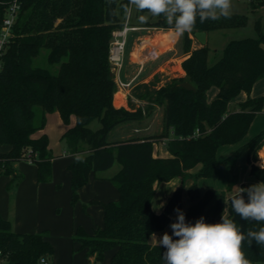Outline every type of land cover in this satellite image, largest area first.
I'll list each match as a JSON object with an SVG mask.
<instances>
[{"label": "trees", "instance_id": "trees-1", "mask_svg": "<svg viewBox=\"0 0 264 264\" xmlns=\"http://www.w3.org/2000/svg\"><path fill=\"white\" fill-rule=\"evenodd\" d=\"M11 1L0 0V30ZM18 2L20 7L1 55L0 69V144L11 147L0 156V174L11 176L8 190L14 191L23 177L16 171L15 163L28 157L37 166L38 182L51 179L54 155L48 137L32 135L44 128L46 113L57 111L66 125L72 115L75 117L74 125L60 137L67 151L74 155L68 165L72 203L77 201L78 189L91 174L108 170L115 162L120 164L109 178L118 191V199L96 201L103 206L102 226L93 233L77 227L72 237L80 249H87L94 264L101 262L109 250L113 251L110 264H163L166 249L152 244L150 236L169 224V215L177 214V208L182 210V189H175L163 210L155 213L151 205L155 185L176 176L183 178L189 170L196 171L187 190L191 205L182 210L186 222L194 224L203 217L206 223L214 224L220 223L223 215L231 218L227 202L231 185L212 203L213 190L202 193L197 179L215 177L217 168L230 161L217 159L218 148L240 143L262 110L264 95L249 96L253 84L264 77V33L260 23L255 26L257 37L230 40L221 58L210 66L206 44L192 49L188 32L183 33V50L188 53L181 63L185 75L172 77L158 88L140 83L132 89L134 97L163 106V131L113 140L112 132L147 114L146 108L116 107L113 103L116 84L108 60L109 46L112 31L123 25L130 0ZM249 3L252 9L264 6V0ZM243 22L237 14L203 23L197 17L190 32L237 27ZM145 23L173 28L164 16ZM42 48L48 50V63L58 64L55 73L32 66ZM183 81L190 82L195 90L180 86ZM212 86L218 91L208 102L207 91ZM242 91L248 95L246 100L238 104L237 111L228 110L229 102ZM36 107L41 109L38 119ZM95 120L100 125L93 129L91 123ZM196 130L200 134L190 137ZM166 137H170L166 143L172 155L156 156L154 142ZM263 144L264 129L239 145L232 156L246 151L250 174L261 183L264 166L255 161ZM241 188L246 189L244 184ZM261 227L264 222L247 220L244 233L259 231ZM45 236V232H15L10 221L0 214V258L7 264H41V259L50 264L54 248ZM242 251L251 264H264V245L245 240Z\"/></svg>", "mask_w": 264, "mask_h": 264}, {"label": "crops", "instance_id": "crops-1", "mask_svg": "<svg viewBox=\"0 0 264 264\" xmlns=\"http://www.w3.org/2000/svg\"><path fill=\"white\" fill-rule=\"evenodd\" d=\"M137 20V22L131 24L134 29L129 31L131 35L127 36L124 63L119 72V80L124 83L131 81V84L128 88H119L116 84L113 103L116 107L123 106L130 108L133 106L134 108L141 107L143 110L146 108L147 114L140 121L118 128L113 132L115 133L113 137H110L113 140L129 137H145L161 133L163 131V106L134 97L132 95V89L140 83H146L158 88L172 77H182L185 75L181 63L188 56V53L183 50L182 35H175L173 28L146 25L145 22H152L155 19H147L143 22L139 18ZM188 34L192 40V49L205 44L207 45L208 32H205L204 44H201L193 36V33L188 32ZM210 91L212 89L207 91L208 102L213 98L211 97L209 99ZM217 91L218 89L216 88L212 96ZM261 92L264 94V77L253 84L249 96L252 98L259 97ZM117 97L119 98L116 99ZM247 97L246 92H240L236 107L230 111H237L238 104L245 101ZM74 123L75 117L73 115L70 117V123L66 125L63 123L57 111L46 113L44 128L37 130L32 135L37 138L42 134H46L48 137L49 148L54 155L51 161V180L48 183L38 182L37 166L28 160H20L15 163L16 171L21 173L23 177L14 191H7L5 188L11 176L6 174L5 176H0L1 216L10 221L12 229L15 232H45V239L49 241L53 248L55 247L50 264H94L93 257L86 254L87 249L75 250V247H78L79 244L73 242L72 237L75 229L82 226L76 227L73 225L71 227L69 226V221V224L67 222L56 223L55 220L61 218L62 214H54V208L60 205H64V209H67L68 201L71 199V172L68 170V165L74 159V155L66 149L64 150V147L55 149L56 141L53 138L57 137V140L58 138L60 139L66 129L73 126ZM263 129L264 127L261 130ZM169 139L170 137H166L154 142V154L156 156L166 157L172 155L166 144ZM10 149V145L0 144V156L8 153ZM248 166L249 175L255 179L253 183L260 184L261 182L250 174V164ZM195 171L189 170L191 173ZM112 175L98 177L97 175L91 174L88 182L78 189V199L80 196L81 199L89 203L87 208L92 214L89 224H82V228L88 233H93L97 227H101L103 224V206L96 203V201L108 202L118 199V191L109 180ZM56 184H59L61 190L58 191L55 189ZM242 184H244L246 189L251 187L246 182H240L237 187H231L230 192H227V197L240 191ZM171 194L169 193L167 198H164L160 202L161 206L159 209H154L152 199L151 205L155 213L162 211V206H165ZM45 202H49V205H45ZM77 203L78 200L72 205L74 210ZM190 205V200L186 204L182 202V210H187ZM172 215H169L170 222L164 229L156 231L150 236V242L152 244H157L156 240L161 239L164 233L169 234L170 225L177 218L176 213H174V216ZM47 231L51 233L49 234ZM112 253L113 251L109 252L106 264L110 263Z\"/></svg>", "mask_w": 264, "mask_h": 264}, {"label": "clouds", "instance_id": "clouds-1", "mask_svg": "<svg viewBox=\"0 0 264 264\" xmlns=\"http://www.w3.org/2000/svg\"><path fill=\"white\" fill-rule=\"evenodd\" d=\"M130 4L138 12L164 16L177 36L190 32L197 17L201 23L229 17L232 6L231 0H130ZM139 19L143 22L147 17L141 15ZM245 191L247 201L241 195ZM230 200L234 211L243 219L264 222V183L240 189ZM175 211L177 219L170 225L172 235L164 233L156 240L158 246L166 249L163 264H251L242 251L245 240L264 245V227L245 234L232 218L224 215L220 223H206L201 217L191 224L186 222L182 210Z\"/></svg>", "mask_w": 264, "mask_h": 264}, {"label": "rangeland", "instance_id": "rangeland-1", "mask_svg": "<svg viewBox=\"0 0 264 264\" xmlns=\"http://www.w3.org/2000/svg\"><path fill=\"white\" fill-rule=\"evenodd\" d=\"M231 14H237L243 17L244 22L237 27H230V28H222V29H216V30H210L208 31V42H207V48H208V56H207V64L210 66L214 64L217 60H219L222 56L223 49L225 48L226 44L230 40H235V39H242L246 37H257L258 33L256 30V23H260L262 32L264 33V6H261L256 9H252L249 0H231ZM127 12V11H126ZM141 15H144L147 17L149 20H154L158 16H152L151 14L147 12H138L134 6L131 7V12H130V24L137 22V18H139ZM128 35L130 36L131 33L129 32ZM48 50L46 48H42L40 50V53L37 57H35L32 61V66L33 67H43L49 69L51 72L55 73L58 69V64H50L48 63L46 56H47ZM210 89L212 91L209 92V99L211 97H215L217 93L213 95V91L216 90L215 86H212ZM264 95L263 92H261L260 96ZM212 98V99H213ZM238 95L235 96L228 104V110H233L236 105H237V99ZM210 99V101L212 100ZM209 101V102H210ZM36 119H38L41 115V109L39 107H36ZM99 122L97 120L93 121L91 123V127L93 129H96L99 127ZM264 127V105L262 107V110L260 113H258L246 134L244 139L238 143V144H225L221 145L218 148L217 151V159L222 161L226 158H229L230 161L225 164L221 165L217 168L216 175L215 177H198L197 179V184L199 189L204 192L207 189H212L214 192V196L212 201H216L221 195L227 191V187L230 184L231 187H237L240 182H246L250 186L257 185L258 183H253V180H255L252 176L249 175V163H248V158H247V152L244 151L240 153L239 155L235 156L234 158L232 157L234 154L235 149L243 144L245 141L250 139L253 135L261 131V129ZM113 134L111 133L110 137H113ZM57 137L53 138L55 139V149L60 147L63 148L64 150L66 149L65 143ZM167 144V143H166ZM67 150V149H66ZM170 152V150H169ZM171 153V152H170ZM264 157V145H262L258 152H257V159L259 156ZM259 160V159H258ZM263 161L259 160L258 164H262ZM257 164V165H258ZM120 168V164L118 162H115L114 165L105 171H100L97 172L96 175L98 177H108L111 174H114L118 169ZM0 176H5V174H0ZM51 180V179H50ZM49 180V181H50ZM194 180V175L191 172H186L185 176L183 178L176 176L170 179L169 181L166 182H159L156 183V190L153 196V206L154 209H159L161 206L162 200L164 198H167V195L172 193L175 189L181 186L182 192H181V200L184 204L189 202V197H188V187L189 184L192 183ZM49 181L41 182V183H48ZM112 184V183H111ZM6 190L8 191L7 185L5 186ZM56 190H61L59 187V184H56L55 186ZM228 194V193H227ZM78 203L74 208L72 205L71 199L68 201L67 209H64V205H60L58 207L54 208V214L57 215L59 213L62 214L61 218L55 220L56 223H64L68 221L70 222L69 226L75 225L77 226H82V224H89L91 221V213L88 210L89 203L81 199L79 196ZM45 205H49V202H45ZM164 208V205L162 206V210ZM76 211V212H75ZM224 214H227L225 212ZM172 215V214H171ZM174 216V213L173 215ZM172 218V217H171ZM91 229V228H90ZM48 232V231H47ZM49 234L51 233L50 231L48 232ZM55 248V247H54ZM80 250V247H75V250ZM60 251V250H59ZM111 250L107 251L105 253L104 258L102 259L101 262H98L97 264H106L107 262V256L109 255V252ZM110 264V263H108Z\"/></svg>", "mask_w": 264, "mask_h": 264}, {"label": "built area", "instance_id": "built-area-1", "mask_svg": "<svg viewBox=\"0 0 264 264\" xmlns=\"http://www.w3.org/2000/svg\"><path fill=\"white\" fill-rule=\"evenodd\" d=\"M19 7L20 4L18 0H12L6 9V13L3 18L2 27L0 30V69H1V55L3 53V49L6 42L11 36L12 26L15 22ZM131 7L132 5L129 4L122 27L112 31V39L110 41V46H109L108 60L111 65V70L114 76L115 84H117V87L119 88H128L131 84V81L124 83L119 80V72L124 63V52L127 43V36L129 31L134 29V27H132V25L130 24ZM199 134L200 132L196 130L190 137H196ZM258 159L261 160V154ZM258 159H256L255 161L256 165L259 162ZM26 160L30 161V158L28 157ZM258 166H264V163L258 164ZM40 262L41 264H48V261L46 259H41ZM0 264H7V263L0 258Z\"/></svg>", "mask_w": 264, "mask_h": 264}, {"label": "water", "instance_id": "water-1", "mask_svg": "<svg viewBox=\"0 0 264 264\" xmlns=\"http://www.w3.org/2000/svg\"><path fill=\"white\" fill-rule=\"evenodd\" d=\"M193 36L201 43V44H204L205 43V32L204 31H195L193 33ZM180 86L188 89V90H192L194 91L195 90V87L188 81H183V82H180L179 83ZM239 192V191H238ZM238 192L230 195L228 198H227V202H228V205L229 207L231 208V211H232V216L231 218L233 219V221L237 222L238 224V228H240V231L242 233L245 232L246 228H247V220L243 219L238 213H236L234 211V209L232 208V204H231V198L236 195ZM241 195L244 197V199L246 198L247 196V192H242Z\"/></svg>", "mask_w": 264, "mask_h": 264}, {"label": "bare ground", "instance_id": "bare-ground-1", "mask_svg": "<svg viewBox=\"0 0 264 264\" xmlns=\"http://www.w3.org/2000/svg\"><path fill=\"white\" fill-rule=\"evenodd\" d=\"M119 97H117L116 99H118ZM261 160L263 161V163H264V157L263 156H261Z\"/></svg>", "mask_w": 264, "mask_h": 264}]
</instances>
